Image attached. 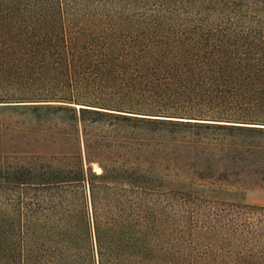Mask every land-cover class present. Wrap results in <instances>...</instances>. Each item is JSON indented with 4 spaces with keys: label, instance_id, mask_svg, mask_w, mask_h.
Masks as SVG:
<instances>
[{
    "label": "trees",
    "instance_id": "16d2710c",
    "mask_svg": "<svg viewBox=\"0 0 264 264\" xmlns=\"http://www.w3.org/2000/svg\"><path fill=\"white\" fill-rule=\"evenodd\" d=\"M249 188L264 0H0V264H264Z\"/></svg>",
    "mask_w": 264,
    "mask_h": 264
},
{
    "label": "rangeland",
    "instance_id": "374dc122",
    "mask_svg": "<svg viewBox=\"0 0 264 264\" xmlns=\"http://www.w3.org/2000/svg\"><path fill=\"white\" fill-rule=\"evenodd\" d=\"M237 199L239 200L241 197H237ZM242 200L247 204L264 206V188H249L245 190Z\"/></svg>",
    "mask_w": 264,
    "mask_h": 264
}]
</instances>
